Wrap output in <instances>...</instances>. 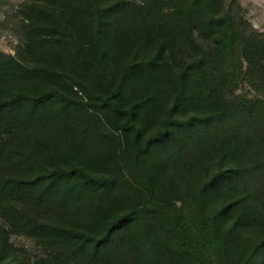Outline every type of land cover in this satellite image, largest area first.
<instances>
[{
  "label": "trees",
  "instance_id": "trees-1",
  "mask_svg": "<svg viewBox=\"0 0 264 264\" xmlns=\"http://www.w3.org/2000/svg\"><path fill=\"white\" fill-rule=\"evenodd\" d=\"M24 6L39 63L0 52V264H27L11 234L34 264H264V33L241 6Z\"/></svg>",
  "mask_w": 264,
  "mask_h": 264
},
{
  "label": "rangeland",
  "instance_id": "rangeland-1",
  "mask_svg": "<svg viewBox=\"0 0 264 264\" xmlns=\"http://www.w3.org/2000/svg\"><path fill=\"white\" fill-rule=\"evenodd\" d=\"M236 2L242 8L241 15L259 32L264 33V0H229ZM32 0H0V52L17 55L20 52L22 60L28 65L34 66L39 63L38 57L33 56L27 48L28 28L24 20L25 3ZM144 49L137 50L139 56H144ZM147 55L150 50L146 49ZM238 95L254 98L255 92L247 84L237 91ZM0 219V227H4ZM6 229L9 226L6 225ZM11 250L18 251L19 260L27 258V264H34V261L44 255L42 245L34 239L24 235L11 234L9 239ZM15 250V251H14Z\"/></svg>",
  "mask_w": 264,
  "mask_h": 264
}]
</instances>
